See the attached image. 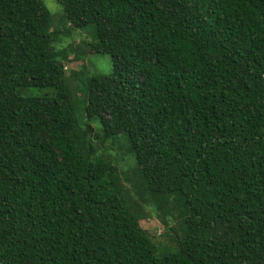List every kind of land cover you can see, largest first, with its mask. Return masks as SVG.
I'll return each mask as SVG.
<instances>
[{
    "label": "trees",
    "instance_id": "16d2710c",
    "mask_svg": "<svg viewBox=\"0 0 264 264\" xmlns=\"http://www.w3.org/2000/svg\"><path fill=\"white\" fill-rule=\"evenodd\" d=\"M56 1L112 73L72 95L44 2L0 0V264H264V0Z\"/></svg>",
    "mask_w": 264,
    "mask_h": 264
},
{
    "label": "rangeland",
    "instance_id": "374dc122",
    "mask_svg": "<svg viewBox=\"0 0 264 264\" xmlns=\"http://www.w3.org/2000/svg\"><path fill=\"white\" fill-rule=\"evenodd\" d=\"M52 16L51 32L60 33L54 38L52 48L55 52H66L64 65L66 67L67 76L66 84L72 95L82 96L84 93L82 80L87 76L94 75H110L112 73V62L109 55H93L90 53L91 41L90 36L80 30L74 31L69 23L63 20L65 17L62 6L56 0H42ZM69 31H66V29ZM91 59V63H90ZM76 117L80 123H84L85 118L80 110H77ZM98 123L94 124L96 130L99 128ZM99 137L94 139L96 149L99 153L107 155L109 158L116 156L128 157L129 150L127 141L123 138L106 139L101 132L95 131ZM128 178L136 181V173L134 170L126 172ZM139 190L140 188L135 187ZM132 188L129 193V204L131 212L139 217L142 228L147 230L154 241L157 243L161 254L175 249L174 234L171 228L174 226L166 222L164 214L157 206H150L145 199H142L137 191ZM127 193V195L129 196ZM132 205V206H131ZM175 224V223H174Z\"/></svg>",
    "mask_w": 264,
    "mask_h": 264
}]
</instances>
